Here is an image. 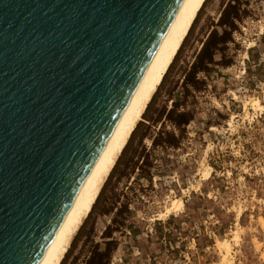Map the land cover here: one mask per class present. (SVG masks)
Masks as SVG:
<instances>
[{"label":"water","instance_id":"95a60500","mask_svg":"<svg viewBox=\"0 0 264 264\" xmlns=\"http://www.w3.org/2000/svg\"><path fill=\"white\" fill-rule=\"evenodd\" d=\"M181 0H0V264H37Z\"/></svg>","mask_w":264,"mask_h":264},{"label":"rangeland","instance_id":"374dc122","mask_svg":"<svg viewBox=\"0 0 264 264\" xmlns=\"http://www.w3.org/2000/svg\"><path fill=\"white\" fill-rule=\"evenodd\" d=\"M221 1L205 0L167 81L192 60L196 39L205 34L209 20H216ZM249 7L253 15L234 34L238 46L230 45L233 63L204 76L207 90L196 95L195 114L180 147L155 150L150 181L135 172L116 183L115 169L60 264H81L87 253L82 242L91 226L95 241H101L110 217L97 211L112 186L127 192L131 204L125 228L112 234L118 245L110 264H264V0H249ZM253 97L257 107L250 104ZM165 99L159 90L148 103V114ZM191 103L186 107L191 109ZM144 142L149 146L148 139ZM173 199L184 205L166 216ZM169 217L173 220L166 224ZM223 240L229 253L218 245Z\"/></svg>","mask_w":264,"mask_h":264},{"label":"trees","instance_id":"16d2710c","mask_svg":"<svg viewBox=\"0 0 264 264\" xmlns=\"http://www.w3.org/2000/svg\"><path fill=\"white\" fill-rule=\"evenodd\" d=\"M252 15L253 11L249 7V0H222L216 20H209L202 29V31L205 30V34L200 39H196L199 47L194 52L192 60L178 66L176 72L167 81L192 27L190 28L157 90L158 92L162 89L163 96L166 97L165 103L148 114L156 92L143 113L144 120L134 128L121 155H119V159L110 172L109 177L115 169H118L116 183L124 177L129 178L135 172L150 181L151 169L154 167L155 150L166 151L180 147L186 132L185 128L193 120L195 114L196 95L207 90L204 76L213 71L215 67L226 68L233 63L234 53H230L229 50L231 44L234 45V48L238 46L234 34L241 33L240 24ZM179 89L182 91L180 94ZM176 93H178V97L175 96ZM189 99H191L193 106L191 109L186 107ZM139 126H142L140 131ZM145 139L149 140V146L145 145ZM133 141L134 144H132ZM104 186H102L85 222L95 210ZM130 200L127 192L118 191L113 186L108 194L102 198V204L98 207L97 214L109 216L110 222L101 231L100 242H96L94 239V226L88 230L82 242V249L87 248V253L82 258L81 264H110L112 254L118 245L112 234L122 232V229L125 228L130 217ZM172 220L173 217H169L165 223L169 224ZM157 224L160 225V221H157Z\"/></svg>","mask_w":264,"mask_h":264},{"label":"bare ground","instance_id":"6f19581e","mask_svg":"<svg viewBox=\"0 0 264 264\" xmlns=\"http://www.w3.org/2000/svg\"><path fill=\"white\" fill-rule=\"evenodd\" d=\"M204 2L205 0L180 1L99 155L58 223L37 264L61 263L73 237L91 210L131 133L142 120L148 103L160 85ZM250 104L257 107L259 100L254 98L250 100ZM183 205L181 199H173L164 215L182 208ZM218 245L222 246L226 253H229V246L225 240L218 242Z\"/></svg>","mask_w":264,"mask_h":264}]
</instances>
